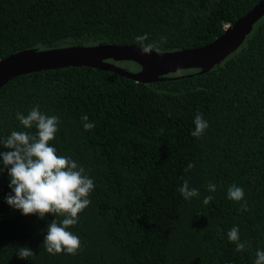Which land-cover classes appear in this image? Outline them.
Wrapping results in <instances>:
<instances>
[{
	"label": "trees",
	"instance_id": "1",
	"mask_svg": "<svg viewBox=\"0 0 264 264\" xmlns=\"http://www.w3.org/2000/svg\"><path fill=\"white\" fill-rule=\"evenodd\" d=\"M259 1L0 0V59L30 48L138 45L135 37L144 34L157 51L200 47ZM161 37L167 42L160 44ZM37 105L60 120L50 146L94 181L90 205L69 229L81 248L75 255L45 250L48 225L63 217L42 220L12 209L5 171L0 264H254L264 250V16L205 72L182 69L139 82L67 66L16 76L0 88V138L13 130L35 134L16 113ZM198 113L209 127L194 137ZM84 115L93 129H84ZM0 151L9 149L0 144ZM184 180L199 196L183 197ZM233 184L243 188L244 200L228 199ZM209 195L214 199L205 205ZM234 226L245 251L236 252L228 239ZM17 247L35 255L21 259Z\"/></svg>",
	"mask_w": 264,
	"mask_h": 264
},
{
	"label": "clouds",
	"instance_id": "2",
	"mask_svg": "<svg viewBox=\"0 0 264 264\" xmlns=\"http://www.w3.org/2000/svg\"><path fill=\"white\" fill-rule=\"evenodd\" d=\"M142 54H150L159 50L156 42L145 43L148 34L135 37ZM161 37L160 44L166 43ZM16 118L25 129L37 130L35 134L29 131H15L5 138H0V144L9 151H0V174L7 171L11 192L5 197L6 203L14 210H19L22 215H37L44 219L48 214L63 217L59 222L53 220L47 228L43 247L52 255L67 253L75 255L81 248L78 236L69 229L79 221V214L86 209L91 200L90 193L94 190V181L85 173V169L76 161L67 156L57 154V149L50 146V141L55 139L60 120L57 116H48L40 111L39 105L32 108L27 115L16 113ZM85 130L95 127L89 123L87 115L82 117ZM195 130L191 135L200 137L209 124L202 114H197L193 121ZM194 165L189 164L188 168ZM187 171V169L185 170ZM209 191H215V186L209 184ZM186 200L199 196V191L193 188L189 191L188 180H184L179 189ZM228 199L240 202L244 200V190L233 184L228 188ZM214 197L209 195L204 198L207 205ZM247 211V202L241 205ZM230 242L236 245L235 251L246 250V243L240 242L239 228L233 227L227 232ZM17 256L28 259L35 254L29 247H17ZM254 264H264V250L256 251Z\"/></svg>",
	"mask_w": 264,
	"mask_h": 264
},
{
	"label": "water",
	"instance_id": "3",
	"mask_svg": "<svg viewBox=\"0 0 264 264\" xmlns=\"http://www.w3.org/2000/svg\"><path fill=\"white\" fill-rule=\"evenodd\" d=\"M263 16L264 0H260L235 22L228 24L212 42L175 51L153 50L150 54H142L139 45L110 43L24 49L0 59V88L22 74L67 66L96 67L139 82L164 80L169 73L182 69L199 68L205 72L237 49ZM118 61H134L140 68L128 70L119 66Z\"/></svg>",
	"mask_w": 264,
	"mask_h": 264
},
{
	"label": "rangeland",
	"instance_id": "4",
	"mask_svg": "<svg viewBox=\"0 0 264 264\" xmlns=\"http://www.w3.org/2000/svg\"><path fill=\"white\" fill-rule=\"evenodd\" d=\"M119 66H122L128 70L135 71L138 69V64L134 61H118L117 62Z\"/></svg>",
	"mask_w": 264,
	"mask_h": 264
}]
</instances>
